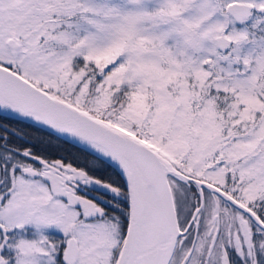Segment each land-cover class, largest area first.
I'll use <instances>...</instances> for the list:
<instances>
[{
	"label": "snow or ice",
	"instance_id": "6c2138e0",
	"mask_svg": "<svg viewBox=\"0 0 264 264\" xmlns=\"http://www.w3.org/2000/svg\"><path fill=\"white\" fill-rule=\"evenodd\" d=\"M0 264H264V0H0Z\"/></svg>",
	"mask_w": 264,
	"mask_h": 264
},
{
	"label": "trees",
	"instance_id": "16d2710c",
	"mask_svg": "<svg viewBox=\"0 0 264 264\" xmlns=\"http://www.w3.org/2000/svg\"><path fill=\"white\" fill-rule=\"evenodd\" d=\"M12 122V126L19 129L25 137V140H31L36 145L38 152L51 154L54 156L66 155L74 158L77 163L84 164L90 162L93 157L82 147L75 145L66 139H58L55 135H51L50 131L35 126L27 121H18L13 117H7Z\"/></svg>",
	"mask_w": 264,
	"mask_h": 264
},
{
	"label": "water",
	"instance_id": "95a60500",
	"mask_svg": "<svg viewBox=\"0 0 264 264\" xmlns=\"http://www.w3.org/2000/svg\"><path fill=\"white\" fill-rule=\"evenodd\" d=\"M43 128V127H42ZM44 129H46V128H44ZM46 130H48V129H46ZM48 131H50V130H48Z\"/></svg>",
	"mask_w": 264,
	"mask_h": 264
}]
</instances>
